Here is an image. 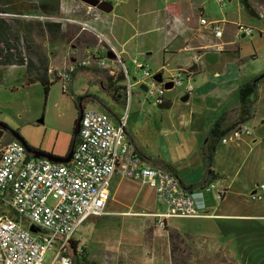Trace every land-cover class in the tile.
<instances>
[{"label": "crops", "instance_id": "obj_1", "mask_svg": "<svg viewBox=\"0 0 264 264\" xmlns=\"http://www.w3.org/2000/svg\"><path fill=\"white\" fill-rule=\"evenodd\" d=\"M98 1L107 3L110 11H100L79 0H60L58 18L62 21L59 34L49 38L44 32L41 37H35L47 55L49 79L52 80L53 72L83 59L87 48L101 56L110 52L107 51L106 42L113 47L125 67L126 62L132 64L131 74H136L132 83L140 75L134 60L146 66L152 74L161 73L162 79L176 71L187 76L186 83L192 84L193 91L185 102L179 100L184 94L176 88L166 90L164 98L169 107L165 109L149 101L145 95L143 102L146 103H139L129 122L126 118L124 130L143 162L172 172L183 190L197 193L196 201L205 206V213L197 217L171 215L164 219L163 226L151 224L153 217L148 214L154 212L151 209L155 208L157 201H161L156 198L154 190L148 185L115 177L111 181L105 213L89 218L95 221L94 233L102 236L103 244L87 245L74 238L78 247L84 248L89 261V246L103 253L118 255L125 248L120 234L124 232L134 236L138 227L142 235L148 229L152 240V248L145 247L146 251L151 252L145 253L147 257L143 264L171 262L169 232H174L181 239L219 243L235 264H264V200L249 198L256 186L264 184V113L258 110L263 99L264 84H257L254 100L252 96L249 98L253 115L242 125L250 130V135L229 144L216 141L210 167L212 177H208L206 185L190 188L206 177L201 148L213 142L209 137L211 128L221 122V129H225L239 117L238 90L260 72H244L245 58L236 39L245 35L237 34L236 28L239 24L253 31L254 28L242 21L243 16H239L243 11L247 13L242 0H228V8L218 10L220 12L206 6L208 0ZM247 2L253 11L250 16L260 17L251 4L257 5L264 14V4L253 0ZM200 18L217 22L222 29L221 36L215 37L208 25L200 23ZM98 35L105 41L99 43ZM109 65L116 68L118 64ZM94 68L92 61L89 67L78 69L65 90L61 85L62 94L72 90L78 74L89 76L100 84L104 92L103 79L95 73ZM109 73L113 75L112 71ZM2 77H7L10 83L20 81L25 86V66H7ZM138 87L133 89H136V94H142ZM70 97L76 107L70 128L55 123L49 132V140L51 136L53 138L50 144L42 149L28 147L29 156L41 153L57 158L66 157L77 139L76 124L81 110L96 109L86 108L90 100L96 102L95 106H99L100 111L104 112L102 109H105L110 112L106 114L114 125L122 116L115 113V107H121L112 101L115 107L111 111L94 96L79 98V95L73 97L70 93ZM0 123V140L3 144L11 140L6 134V130H10ZM208 184L224 189L220 198L212 191L204 190ZM161 203L159 208L163 212L165 204ZM124 215L142 218H137L133 223L128 220L132 217L126 218ZM159 247L161 252L158 251Z\"/></svg>", "mask_w": 264, "mask_h": 264}, {"label": "built area", "instance_id": "obj_2", "mask_svg": "<svg viewBox=\"0 0 264 264\" xmlns=\"http://www.w3.org/2000/svg\"><path fill=\"white\" fill-rule=\"evenodd\" d=\"M214 1L224 5L228 0ZM20 17L62 21L58 17ZM199 21L208 25L215 37L221 36L222 29L217 22H208L204 18ZM236 29L237 34H253L251 28L241 24ZM98 40L102 43L104 38L98 35ZM106 44L107 51L113 54L112 59L107 58L106 53L101 56L87 48L83 59L53 72L62 90L67 88L78 69L89 67L93 61L95 67L101 69L110 68L109 63L120 66L127 107L133 88L140 84H144L146 90L138 89L148 98H153L152 102L158 106L165 102V83L170 82L172 88L179 89L181 94L193 91L192 84L186 83L188 77L181 71H176L159 83L153 79L154 74L136 60L133 63L140 70V75L132 83L122 60L113 47L108 42ZM125 122L126 113L114 125L106 113L97 109H83L77 139L70 159L65 163L29 156L16 139L3 144L0 140V264H73L69 242L75 241L77 228L87 219L105 213L111 181L115 177L133 180L154 190L156 198L165 204L164 212L153 215L160 226L171 215L197 217L205 213V206L196 201L197 193L183 190L172 172L143 162L133 143L126 137ZM245 135H250V130L240 124L228 129L217 141L229 144ZM204 190L212 191L217 198L224 192L223 188L214 184H208ZM52 194L57 197L53 204L47 201ZM249 198L264 200V184L256 186ZM30 226L41 229L43 233H31L28 229ZM55 240H59L58 249L46 262L44 255ZM79 250L77 245L76 251Z\"/></svg>", "mask_w": 264, "mask_h": 264}, {"label": "rangeland", "instance_id": "obj_3", "mask_svg": "<svg viewBox=\"0 0 264 264\" xmlns=\"http://www.w3.org/2000/svg\"><path fill=\"white\" fill-rule=\"evenodd\" d=\"M257 3L264 4V0H253ZM206 6L210 7L211 10L220 12V9L228 8L227 3L222 6L215 3L214 0H208L205 2ZM242 4V3H241ZM253 9L260 14V17H254L248 15L243 11L242 21L252 25L254 28L253 34L251 36L246 35L244 38L238 37L236 40L239 42V47L241 48V54L244 56V72L251 74L250 72L258 70L259 74H256L252 80L258 76L264 74V14L259 11V8L255 4H251ZM235 10V8H234ZM237 10H235L236 12ZM126 67L130 72V80L133 81V77H136L132 72V64L130 62L125 63ZM111 68V67H110ZM101 69L95 67V73H98L103 79V84L105 83L106 77L110 74L111 70L113 74L121 71L120 66L113 68ZM140 72V71H139ZM4 74V73H3ZM133 75V76H132ZM3 76V75H2ZM0 80V121L6 125V127L21 136L28 147L44 148L45 145L50 144L53 139L49 140L51 132V126L55 123L63 125L66 129L70 128L71 118L73 116L74 106L73 100H71L70 93L73 97L79 95V98L86 97L87 95L94 96L98 102L105 104L109 110L115 107L111 100L106 96L105 92L102 91L100 84L95 82L89 76L78 74L76 80L72 85V90H68L64 94L61 91V84L55 82L52 84L45 97L43 93V88L39 83L29 84L22 86L20 81L10 83L7 77L1 78ZM260 84H264V77L260 79ZM133 94L131 96V101L127 105L121 108L115 107L118 114L124 115L126 113L127 122L132 118L133 110L137 108L139 103L145 104L144 98L145 94H136V89H133ZM167 94V93H166ZM153 98L149 97V101ZM96 102L88 101L86 108H96ZM153 109V108H152ZM100 110V109H99ZM104 110L105 113L110 114L109 111ZM258 110L264 113V94L261 100ZM153 112H150V114ZM42 120V122H40ZM47 128V129H46ZM9 139V138H8ZM7 143V142H5ZM57 197L51 195L48 197V203H54ZM162 203L157 201L155 208L151 209L154 211L149 216L155 214H160ZM164 212V211H163ZM162 213V212H161ZM126 218L132 217L133 219H128L136 223L137 218H142L140 216H128L124 215ZM156 220L153 218L154 225H158ZM95 221L89 219L79 226L74 234V238L80 243L90 244H103L101 242L102 236L95 235L94 233ZM137 233L134 236H128L124 232L120 234L121 239L124 243V252L114 255L111 253L104 252L102 250L88 247V253L90 260H96L99 264H143L146 259L145 247L152 248L151 234H148V229L144 235L139 228H136ZM150 235V237H149ZM59 240H55L51 247L46 251L44 255V260L48 262L55 251L58 249ZM129 247V248H128ZM159 247L158 251H160ZM174 264H232V260L227 255V252L223 245L219 243H212L209 241L205 242L201 239H191L185 238L178 243V249L173 253ZM94 262V261H93ZM173 261L168 264H172ZM145 264V263H144Z\"/></svg>", "mask_w": 264, "mask_h": 264}, {"label": "trees", "instance_id": "obj_4", "mask_svg": "<svg viewBox=\"0 0 264 264\" xmlns=\"http://www.w3.org/2000/svg\"><path fill=\"white\" fill-rule=\"evenodd\" d=\"M242 2L247 13L253 15V11L249 7L247 0H242ZM59 7L60 0H0V14L14 15H0V80L5 67L11 65H24L25 84L29 85L38 82L43 88L45 97L47 96L50 87L57 80L54 77L52 80L49 79V61L41 46L35 41V37H41L44 32L48 34L49 38L57 36L61 29V23L48 19L42 20L20 16L58 17ZM261 78L258 76L239 88V117L225 129H221V122L215 123L211 128L209 137L213 139V142L205 147L203 145L201 148V156L204 162L206 177L203 178L198 185L190 186V188L206 185L209 182L208 177H212L210 167L213 158V149L215 147V142L220 136L228 129L243 124L252 117L253 112L251 110V101L249 98L251 96L253 100L256 98L257 84ZM123 81L124 77L120 71L116 74L108 75L103 85L106 96L119 107L125 106ZM159 107L165 109L168 108L169 105L164 102L159 105ZM163 166L168 169L166 164H163ZM169 239L171 260L173 261L172 264H174L172 255L174 251L178 249V243H180L182 239L174 232H169ZM69 245L73 264H97L96 262L87 260L83 247L79 248V252L76 251L77 243L75 241L71 240ZM232 264L235 263L232 261Z\"/></svg>", "mask_w": 264, "mask_h": 264}, {"label": "water", "instance_id": "obj_5", "mask_svg": "<svg viewBox=\"0 0 264 264\" xmlns=\"http://www.w3.org/2000/svg\"><path fill=\"white\" fill-rule=\"evenodd\" d=\"M79 1H81V2H83V3H85V4H87V5H90V6L96 7L98 10L103 11V12H108V11H110V9H111L110 6H108L107 3L102 2V1H98V0H79ZM242 36H243V35H242ZM106 56H107V58H109V59H112V58H113V54H112V52H108V53H106ZM263 76H264V74L260 75L259 78H261V77H263ZM153 79H154L155 81H157V82L160 83V82L162 81L161 73H156V74H154V75H153ZM139 88H140L141 90H143V91L146 90V87H145L144 84H140V85H139ZM164 88L167 89V90H168V89H171V88H172V84H171L170 82L165 83V84H164ZM188 97H189L188 94H184L183 96L180 97L179 100H180L181 102H185V101L188 99ZM82 112H83V110H81V112H80V114H79V117H78V119H77L76 133L78 132V123H79V121H80V118H81ZM40 122H42V120H40ZM0 126H2L1 123H0ZM11 133H12L14 139L18 140V141H19V142L25 147V149H26L27 152H30V149L28 148L27 143L25 142V140H24L21 136H19L17 133H14V132H12V131H11ZM73 147H74V144L72 145V147H71L69 153L67 154V156L64 157V158H57V157H53V156L46 155V154H41V153L33 154L32 157H34V158H45V159H47V160H50V161H52V162H56V163H65V162H67V161L70 159V156H71V153H72ZM28 229H29V231H30L31 233H37V232L43 233V231H42L41 229H38V228H36V227H34V226H30Z\"/></svg>", "mask_w": 264, "mask_h": 264}, {"label": "flooded vegetation", "instance_id": "obj_6", "mask_svg": "<svg viewBox=\"0 0 264 264\" xmlns=\"http://www.w3.org/2000/svg\"><path fill=\"white\" fill-rule=\"evenodd\" d=\"M5 129V128H4ZM6 134H7V137L9 138V139H14V137H13V135H12V133L10 132V131H7L6 130ZM1 137V136H0Z\"/></svg>", "mask_w": 264, "mask_h": 264}]
</instances>
